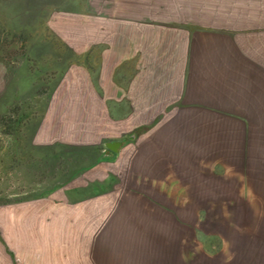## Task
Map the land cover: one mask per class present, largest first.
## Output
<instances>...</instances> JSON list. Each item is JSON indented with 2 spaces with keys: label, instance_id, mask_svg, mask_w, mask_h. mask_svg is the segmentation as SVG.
Instances as JSON below:
<instances>
[{
  "label": "crops",
  "instance_id": "obj_1",
  "mask_svg": "<svg viewBox=\"0 0 264 264\" xmlns=\"http://www.w3.org/2000/svg\"><path fill=\"white\" fill-rule=\"evenodd\" d=\"M0 16L24 36L3 95L43 104L0 264H264V0H0Z\"/></svg>",
  "mask_w": 264,
  "mask_h": 264
},
{
  "label": "trees",
  "instance_id": "obj_2",
  "mask_svg": "<svg viewBox=\"0 0 264 264\" xmlns=\"http://www.w3.org/2000/svg\"><path fill=\"white\" fill-rule=\"evenodd\" d=\"M15 40L24 42V36L13 32L9 35L7 31L0 27V61H3L10 54V41ZM35 100L33 97L16 102L6 113L0 115V154L8 153L11 157V167H18L22 164L21 160L22 155L25 153L26 144L24 130L34 117L33 109L37 104Z\"/></svg>",
  "mask_w": 264,
  "mask_h": 264
},
{
  "label": "rangeland",
  "instance_id": "obj_3",
  "mask_svg": "<svg viewBox=\"0 0 264 264\" xmlns=\"http://www.w3.org/2000/svg\"><path fill=\"white\" fill-rule=\"evenodd\" d=\"M0 27L7 31L9 35L12 33L11 28L5 22H3L1 16ZM12 42L10 41V43ZM15 42L20 43L17 40H15ZM17 57L19 56L17 55ZM29 88L30 87L28 86L22 87L23 91L26 92L29 90ZM8 101V97L5 98V96L3 95V88L0 87V115L6 113L10 108V104L8 103ZM42 106L43 104H36L33 111H40L42 109ZM29 155L30 154L28 152H25L22 155L23 158L21 160L23 164L18 167H11V157L8 155V153L4 152L3 154H0V202L20 201L22 197L32 194L31 190L35 189L34 176L31 172L33 168L29 170L30 172L26 168V164L30 159ZM203 238L208 244H210V241H212L213 239L212 236H207L206 234L203 235Z\"/></svg>",
  "mask_w": 264,
  "mask_h": 264
},
{
  "label": "water",
  "instance_id": "obj_4",
  "mask_svg": "<svg viewBox=\"0 0 264 264\" xmlns=\"http://www.w3.org/2000/svg\"><path fill=\"white\" fill-rule=\"evenodd\" d=\"M118 145H119V142H117V141H114V142L107 144V146H109L110 148H112L115 151H116V146H118Z\"/></svg>",
  "mask_w": 264,
  "mask_h": 264
}]
</instances>
